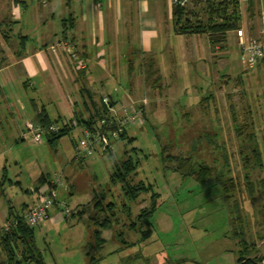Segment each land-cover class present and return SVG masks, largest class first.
Instances as JSON below:
<instances>
[{"label":"rangeland","instance_id":"obj_1","mask_svg":"<svg viewBox=\"0 0 264 264\" xmlns=\"http://www.w3.org/2000/svg\"><path fill=\"white\" fill-rule=\"evenodd\" d=\"M141 16L140 11L134 14L136 21ZM24 32L21 29L19 33L13 25L1 27L0 39L3 34L8 37L13 50L14 42ZM233 40L228 38L221 53H210L204 37L190 45L187 42L179 45L178 53L177 46L168 43L164 54L169 53V65L160 62L163 89L157 93L159 96L153 100L149 93L138 89L135 102L127 101L124 96L116 102L115 111L122 107L133 111L132 105L145 102L144 114L135 118L127 138L114 142L112 148L114 161L121 160L124 151L137 161L134 182L150 185L160 194L157 211L149 220L152 233L147 240L140 241L139 232L128 226L129 220L133 221L138 211L148 206V196L142 195L135 202L127 203L128 219L120 208V203H125L120 188L108 186L110 162L100 155L84 159L81 167L77 161L72 162V141L81 134L76 120L72 121L73 130L69 135L49 145L44 139L35 144L29 135L19 137L11 129L9 119L6 122L0 118V230L8 210L13 214L23 213L36 198L30 191L39 187L44 193L46 184L40 187L41 182L60 174L61 181L69 188L57 190V201L64 203V207H52L48 213L58 219L45 220L34 228V247L43 264L87 263L84 259L87 260L85 253L93 227L88 220L90 204L99 191L107 193L105 203L113 201L118 211L116 224L112 222L113 229L103 233L102 249L89 254L99 260L96 264H236L239 240L234 234L245 228L251 237L248 242L256 245L254 256L261 257L264 239L260 240L259 236L264 235V198L258 173L249 171V181L254 185L253 204L243 178H238L239 194L244 200L237 203L245 224L241 229L239 225L232 228L231 221H235L236 214L226 208L220 188L211 181L201 185L189 176L200 164L218 171L229 168L230 176L244 170L240 159L244 143L236 135V124L243 120L244 113L252 116L264 163V66L256 62L249 68ZM133 47L139 49L137 60H132L136 64L132 76L136 77L140 76L142 61L149 55L143 53L138 42ZM119 60L115 61L116 65L124 66ZM208 97L211 99L204 104L207 109L203 112L200 101ZM167 157L188 158L191 166L173 171L176 163L169 162ZM259 173L264 178V171ZM63 208L83 215L81 219H64ZM57 209L59 212H55ZM114 234L120 236L119 240ZM2 261L7 264L3 256L0 264Z\"/></svg>","mask_w":264,"mask_h":264},{"label":"crops","instance_id":"obj_2","mask_svg":"<svg viewBox=\"0 0 264 264\" xmlns=\"http://www.w3.org/2000/svg\"><path fill=\"white\" fill-rule=\"evenodd\" d=\"M202 7L194 3L188 6L191 24L205 20ZM173 8L170 0H0V28L13 25L19 33L25 29V34L14 42L13 50L8 37L1 35L0 118L9 119L11 129L19 137L25 122L36 124L41 113L53 125L67 126L76 120L81 133L83 122L101 116L104 97L112 110L123 96L135 102L138 89L154 100L159 95L143 82L146 59L154 60L161 77L160 62L169 65V53L164 54L168 43L177 46L178 53L179 45H190L204 37L207 50L212 53L206 35L174 32ZM138 11L143 16L136 21L134 14ZM239 11L238 31L245 38L260 39L264 35V0H240ZM228 38L238 44L236 32H228L223 50ZM137 42L149 56L142 61L140 76L133 77L136 64L132 60H137L139 52L133 45ZM219 52L222 51H214ZM119 58L124 66L116 65ZM77 62H82L81 70L76 68ZM171 62L174 69V61ZM258 63L264 66V60ZM160 84L163 87L162 77ZM136 108L137 103L132 105L133 111ZM126 132L128 136V129ZM63 187L69 190L65 182ZM40 192L39 187L31 190L36 195L32 205L20 215L8 210L5 221L20 218L35 205ZM50 219L58 216L51 218L48 213L46 221Z\"/></svg>","mask_w":264,"mask_h":264},{"label":"trees","instance_id":"obj_3","mask_svg":"<svg viewBox=\"0 0 264 264\" xmlns=\"http://www.w3.org/2000/svg\"><path fill=\"white\" fill-rule=\"evenodd\" d=\"M239 1L240 0H191L190 4L194 3L195 5H203L202 10L205 15V20L203 22H196L194 24H191L189 21V12L186 8L174 7V32L179 35L204 34L207 36L212 53H214L216 49L222 51L226 33L231 31L237 32L240 27L241 16L239 11ZM185 19H187V22H185ZM142 74L145 87H148L155 93L159 94L163 87L160 84L161 77L153 59L149 58L144 61L142 66ZM210 99L211 97H208L200 101V107L203 112L207 109V106L204 108V104H207ZM109 104L111 105L110 102ZM102 109L103 110L100 113L101 116L97 120L92 119L88 122H83V127H94L100 118L109 114L108 106L103 104ZM243 116V120L236 124V135L244 143V146H242L244 151L241 150L243 151V154L241 155L240 153V159L241 161L243 160L242 164L244 170L240 171V173L237 175L232 173L230 176L229 174L231 170L229 168L218 171L214 167L200 164L197 171L195 172L192 169L189 175L195 182L201 185L211 181L220 188L222 199L226 208L228 211L230 210V212L232 209L233 213L236 214L235 221H231L233 229L237 228V225H239L240 229L242 225H244L245 228L244 221H242L241 218L242 214H240V211L237 208L238 202H244L239 194L240 184L238 182V178H243L242 180L244 187L246 188L247 194L250 197L249 200L252 201L251 203L253 204L254 185L249 181V171L251 173H258L257 178L258 182L260 181L261 184V196L264 198V178L260 177L259 173L260 171H264L262 148L260 149L256 134L254 132V122L252 120L251 114L244 113ZM234 117L235 115L232 113L233 123L236 122ZM36 124H38L43 129V139L49 145L57 144L61 138L69 135L71 129L73 128L72 124L70 123L67 126L56 127L53 125L54 123H51L48 120L45 113H41L38 116ZM51 125L55 126L56 128V130L53 132L49 131V127ZM126 130L127 129L123 130V132L114 142L127 138ZM73 142L74 141H72V144ZM126 153L127 152L125 151L122 153L123 157L121 160L118 162L114 161L113 148L111 145V148L100 155V157L106 158V160L111 164V173L108 178V186H118L120 188V192L123 196V199L125 200V203H120V208L123 213H126V218L129 219L130 216V207L127 205V203L135 202L142 195L148 196V206L140 209L135 219L133 221L129 220L130 223L128 226L130 230L139 232L140 241H145L152 233V226L149 223V220L157 211V199H159L160 194L154 192L150 185H145L141 181L134 182L137 161H133V159L129 155H126ZM167 160L169 162L176 163L173 165V171L176 172L180 171V169L185 166H191V160L188 158L167 157ZM72 162L74 163L76 161L72 160ZM82 162H84V159H79L76 163L81 167ZM42 183L43 181L41 184ZM256 186L260 189L258 183H256ZM107 192L109 193V191ZM106 196V192L99 191L90 204L91 210L88 220L90 221L89 224L93 227H91L92 230L88 243L89 247L85 253V258H87V260H84L87 261L86 264H96L97 261H99L95 258V256H90L89 254L90 252H98L102 249L105 244L103 233L113 229L112 222L116 224L115 221L117 217H115V214L116 211H118L117 204L113 201L105 203L104 198ZM230 212H228V214H230ZM82 215L83 212L77 211L76 213H71L68 216L65 215L64 219L74 217L81 219ZM144 226L145 228H143ZM245 229H242L239 233L236 232L234 234L239 240L237 243L238 250L236 264H264V245L263 255L259 258L255 257L254 254L257 250L256 245L254 242H248L251 237L247 233V229ZM114 235L117 239L120 237L118 234ZM259 238L260 240H263L264 235L262 234L259 236ZM121 241L124 242L122 239ZM2 243L4 251H0V258L3 256L7 264H43L38 260L39 255L36 248L34 247V228L27 226V224L23 221L20 220L19 224L15 228L11 229L9 233L2 237ZM1 263L4 264L3 261Z\"/></svg>","mask_w":264,"mask_h":264},{"label":"built area","instance_id":"obj_4","mask_svg":"<svg viewBox=\"0 0 264 264\" xmlns=\"http://www.w3.org/2000/svg\"><path fill=\"white\" fill-rule=\"evenodd\" d=\"M174 7L188 8L191 0H170ZM238 45L241 56L245 64L249 68H253L256 62L264 60V35L260 39L245 38L242 31H237ZM77 69H82V62H77ZM105 106H108L109 114L98 120L96 126L83 128L80 136L73 140L74 159H85L93 155H102L112 143L119 137L123 130L128 129L134 122L137 116L143 115V105L138 106L134 111H129L122 107L119 111L111 109L107 97L102 99ZM55 126L51 125L49 131H55ZM29 135V139L35 144H40L43 140V129L33 122H25L24 132L21 137ZM62 177L59 174L54 179L48 181L45 186V192H40L39 197L34 206L30 207L20 218L6 221L0 230V251H4L2 237L15 228L19 221H23L31 228L38 227L43 224L47 218L48 211L54 206L64 207V203L57 201V190L63 187ZM64 215H70V211L63 208Z\"/></svg>","mask_w":264,"mask_h":264}]
</instances>
